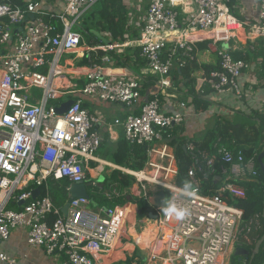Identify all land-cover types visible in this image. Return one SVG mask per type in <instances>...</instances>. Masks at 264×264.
Listing matches in <instances>:
<instances>
[{"label": "built area", "instance_id": "built-area-1", "mask_svg": "<svg viewBox=\"0 0 264 264\" xmlns=\"http://www.w3.org/2000/svg\"><path fill=\"white\" fill-rule=\"evenodd\" d=\"M22 1L19 5L0 0V243L12 230L25 229L29 246L48 256H62V264H104L103 258L115 251L133 213L130 207L137 208L135 199L128 195L126 204L94 210L90 201L73 199L63 215L66 202L56 208L48 193L32 198L26 191L48 179L66 180L68 191L71 184L86 183L91 162L96 171L111 167L95 158L103 142L96 126L102 121L84 108L83 101L89 98L138 108L113 122L130 145L145 148L144 168L123 170L137 185L135 196L150 204L151 196L162 191L165 200L175 195L178 207L188 209L181 219L153 209L157 218L152 220L148 264H227L237 243L251 246V234L261 227L260 216L243 222V211L229 200L244 199L242 183L256 181L255 157L246 158L220 138L210 154L187 142V179L194 195H178L175 147L170 144L175 138L169 131L184 124L186 105L179 102L174 112L166 113L160 100L171 88L172 71L193 62L195 45L201 42L218 58L217 68L205 74L202 85L213 94L230 92L241 99L238 78L248 65L216 44L230 39L238 44L264 41V0H259L258 24L249 27L222 0H151L138 39L110 45H88L73 30L98 0ZM234 26L245 32L239 41L233 36L238 32ZM130 46L139 49L148 71L158 79L159 91L144 103L139 80L112 81L106 72L111 62L107 53ZM68 55L85 61L81 75L69 78L60 63ZM68 100L73 101L68 111L57 115L56 108ZM261 112L264 116V101ZM211 180L216 187L203 193V183ZM146 185L153 190L146 192ZM103 197L111 200L120 194L104 191ZM10 202L19 208L8 209ZM0 262L14 263L3 252Z\"/></svg>", "mask_w": 264, "mask_h": 264}, {"label": "crops", "instance_id": "crops-1", "mask_svg": "<svg viewBox=\"0 0 264 264\" xmlns=\"http://www.w3.org/2000/svg\"><path fill=\"white\" fill-rule=\"evenodd\" d=\"M222 2L227 5L230 13L246 27L258 24L259 0H222ZM144 20L145 13L142 17V24L140 26L138 24V27L133 29L135 31V33H133V30H131L132 18L131 15H129V29L124 35V41L114 44H133L138 39L136 37L140 34V29L143 26ZM244 33V30L238 29V32L233 33V36L238 38ZM101 36L113 44L111 39L107 38L108 36L106 34L102 33ZM195 47V60L190 62L193 64L190 66V70L188 69V78L193 82L192 85L194 86L196 95L201 97L204 101H207L208 107L204 112H197L195 110L193 97L189 94L190 86L186 84L187 79L175 77L172 72L169 77L171 88L165 93L164 98L160 100L162 110L166 113L174 112L177 103L182 102L186 105V119L182 126L169 131V134L172 136L171 138H182L187 142H199L208 131L216 128L217 123H232L242 118H249L251 122H254L255 126H259V120L256 115H262L261 109L264 101V41L257 40L252 44L249 41H241V43L238 44L236 41L230 39L226 44H216L218 49L230 50L234 58H240L248 65L247 69L243 70L238 78V84L243 94L241 99L236 98V96L230 92L220 95L213 94L202 85L201 80L205 74L217 68L218 58L216 54L207 51L206 42L198 43ZM128 48L133 47L130 46L124 49ZM122 51L123 48L116 49L115 53H121ZM67 57L66 59H69V63L64 62L63 67L69 78H73V75L76 74L81 75L85 62L75 58L73 55H68ZM132 67L136 69L135 65ZM106 72L112 81L122 79L140 81L139 75L147 80H151L152 83L150 85L142 88L141 103L147 102L152 98L153 94L159 91L158 79L148 71L146 65L145 67L138 68L137 74L131 72L129 69L117 67L116 62L111 61L106 66ZM151 76L153 78H151ZM83 106L99 116L102 121L100 125L96 126V129L103 140L100 148L105 147V152L103 151L100 153L98 150L95 153V158L100 163L109 164L111 166H103L100 171H96V164L92 162L89 164L91 169L89 170L88 168V171L85 172L86 184L91 185L94 183L96 185L89 187V192L91 193L94 189L98 188L103 190V188H105L106 182H110L113 170H119L123 173L124 169L108 161L110 154L115 149L117 141L122 136L121 128L114 126L113 122L114 120L123 119L128 114L138 112V108H127L121 104L103 103L89 98L84 99ZM36 189L38 188L27 191H29L33 197V192ZM65 202H67V198ZM127 202L128 198H126V203ZM90 207L94 210L101 207V205L91 204L90 199ZM130 210L133 213L128 217V222L124 226L123 233L116 242L115 251L108 257L103 258L104 264H148L147 258L149 251L147 247H149L153 241L151 226L154 218L147 216L139 220L137 214H135L137 208L131 206ZM136 227H139L141 231H137ZM244 247L245 246L241 242L237 243L230 257L234 255L236 248L247 251ZM0 252H3L9 259L13 260V264H62L63 262V257L60 255L48 256L41 248L29 246L26 239V230L22 228L10 232L9 238L0 243ZM244 259L245 258H242L241 261L238 260V262L244 264ZM0 264L5 263L0 262Z\"/></svg>", "mask_w": 264, "mask_h": 264}, {"label": "trees", "instance_id": "trees-1", "mask_svg": "<svg viewBox=\"0 0 264 264\" xmlns=\"http://www.w3.org/2000/svg\"><path fill=\"white\" fill-rule=\"evenodd\" d=\"M14 3L23 5L22 0H13ZM147 8V7H146ZM89 12V11H88ZM135 10L126 6L124 0H98V2L90 10V15L84 23L78 26L77 29L87 36L90 45L99 44L102 45L104 37L102 33L106 34L111 39V42L121 43L124 41V35L128 31L129 15L132 16ZM88 23V24H87ZM83 24H87L86 27ZM135 33V31H132ZM101 33V34H100ZM137 36L136 38H138ZM103 55L102 52H99ZM110 60L116 62V66L120 68H126L133 73H137L138 68L145 67V61L139 55L138 48L124 49L121 53H115L110 51L107 53ZM233 56V55H232ZM234 58V57H233ZM234 59H240L235 57ZM82 62H85L82 60ZM193 64V63H192ZM191 63H188L182 69L173 70L175 77H182L187 79L189 87V94L193 97L195 110L197 112H204L208 107V102L204 101L201 97L195 93L192 80L188 78ZM135 65L134 69L132 66ZM138 74V73H137ZM142 88L150 85L151 80H147L143 76L139 75ZM151 78H153L151 76ZM259 120V126H255L251 119L245 118L235 122H225L223 124L217 123L216 128L206 133L201 141H193L192 143L201 149L213 153L212 146L217 138H220L223 144L231 149L241 150L246 158L255 157L258 176L254 182H244L242 185L245 188L246 196L244 199L229 200V204L240 208L243 211V222H247L254 215L260 216L261 227L258 231L251 234L253 244L251 246H245L244 248L251 252L255 243L264 235V222L262 219V209L264 201V175L259 169L257 157L260 152L264 150V116L256 115ZM252 118V117H251ZM240 119V118H239ZM187 141L182 138L173 139L170 144L175 147V158L177 161V176L175 179L176 185L182 187L183 181L187 180V169L189 167V159L184 150ZM109 162L115 166L133 171H141L146 164V152L144 147L130 145L122 134L121 138L117 141L114 151L108 158ZM134 179L132 176L122 173L119 170H113L110 178V182H106L103 190L94 189L93 192H89L90 197L99 201L98 205L106 204L107 206L123 205L126 203V197L130 194V189ZM216 181H209L203 183V193L207 194L210 189L216 187ZM33 186V187H31ZM68 182L66 180L53 181L48 179L47 182L39 185L32 184L26 188L27 190L38 188L40 190V196L48 195L51 197L53 205L58 208L65 202L67 198L66 188ZM117 191L120 194L118 198H112L108 200L103 197V192ZM135 204L138 208L137 218L139 220L148 216L149 213H153V208L144 201L143 198L135 199ZM8 209H18L19 204L9 203ZM55 217L53 216V219ZM232 259L238 261V257L232 256ZM244 264H264V241L262 242L258 253L254 256L252 261L249 257L244 259Z\"/></svg>", "mask_w": 264, "mask_h": 264}, {"label": "water", "instance_id": "water-1", "mask_svg": "<svg viewBox=\"0 0 264 264\" xmlns=\"http://www.w3.org/2000/svg\"><path fill=\"white\" fill-rule=\"evenodd\" d=\"M102 41L106 45L111 44L106 39H102ZM72 102H73L72 100H68L66 102H63L58 108H56V114L59 116L65 114L66 111H68V109L72 105ZM257 162H258V166H259L260 171L264 175V150L259 153V155L257 157ZM89 187H92V185H89L86 183H78V184L69 185V188L67 191V202L64 204V206L61 209V212L63 215H66L68 205L73 199L84 198V199L90 201L91 197L89 194ZM39 193H40L39 190L36 189L33 192L32 198L38 197ZM35 195H38V196H35ZM164 201H165V194H164V192L159 191L156 194H154L153 196H151L149 203L153 209H158V208H161L163 206ZM148 216L153 217L154 219L157 218V215L153 214V213H149ZM262 219L264 222V201H263V209H262ZM263 241H264V235L255 243L254 248L251 252L245 251V250L240 249V248H236L234 251V256L238 257L239 261H241L242 258H247V257H249L250 261H252L254 256L258 253L259 248H260Z\"/></svg>", "mask_w": 264, "mask_h": 264}, {"label": "rangeland", "instance_id": "rangeland-1", "mask_svg": "<svg viewBox=\"0 0 264 264\" xmlns=\"http://www.w3.org/2000/svg\"><path fill=\"white\" fill-rule=\"evenodd\" d=\"M150 1L151 0H124L126 6L131 7V8H133L135 10V13L133 12V14L131 16V18H132V22H131V28L132 29L131 30H133L134 28H137L138 27V24H139V26L142 24L141 23L142 22V17L144 15V13L146 11V7L148 6V3ZM89 15H90V11L87 12L84 16H82V18L79 21L80 22V25L82 24V22L84 23V21H86L88 19ZM86 25L83 24L84 27H86ZM132 25H133V27H132ZM73 30L79 32L82 35V37H83L84 41L86 42V44L90 45V43L88 41L89 39L87 38V36L83 35L80 32V30L77 29V28H74ZM236 40L239 41L240 39H237L236 38ZM66 58H68V57L67 56H64L61 59L60 63L63 64L64 63V60ZM99 151H100V153H102L103 151L105 152V147L100 148ZM137 190H138L137 189V185H136V183L133 182L132 187L130 189V194H129V196L132 197L133 200L134 199H137V196H135ZM151 190H153V186L152 185H150V186H147L146 185V192H151ZM97 203H99V201H96L95 199H93L91 197V204H97ZM101 206H107V205L106 204H103ZM136 230L137 231H141V230H139V227H136ZM227 260H228V262H227L228 264H241L236 259H232V256L229 257V259H227Z\"/></svg>", "mask_w": 264, "mask_h": 264}, {"label": "clouds", "instance_id": "clouds-1", "mask_svg": "<svg viewBox=\"0 0 264 264\" xmlns=\"http://www.w3.org/2000/svg\"><path fill=\"white\" fill-rule=\"evenodd\" d=\"M178 195L182 196H192L194 195V186L191 181H183L182 187L178 190ZM160 211L164 213V215L168 217H175L176 219H181L188 214L187 208H180L176 204V196H172L171 198H167Z\"/></svg>", "mask_w": 264, "mask_h": 264}, {"label": "bare ground", "instance_id": "bare-ground-1", "mask_svg": "<svg viewBox=\"0 0 264 264\" xmlns=\"http://www.w3.org/2000/svg\"><path fill=\"white\" fill-rule=\"evenodd\" d=\"M234 29H239L237 26L233 27ZM144 178H148L146 175H144Z\"/></svg>", "mask_w": 264, "mask_h": 264}, {"label": "flooded vegetation", "instance_id": "flooded-vegetation-1", "mask_svg": "<svg viewBox=\"0 0 264 264\" xmlns=\"http://www.w3.org/2000/svg\"><path fill=\"white\" fill-rule=\"evenodd\" d=\"M97 190H100V189L97 188ZM101 191H102V189H101Z\"/></svg>", "mask_w": 264, "mask_h": 264}]
</instances>
